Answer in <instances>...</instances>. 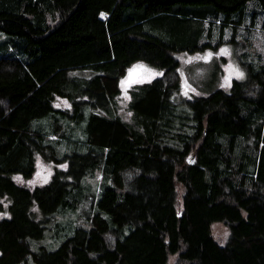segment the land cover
Returning a JSON list of instances; mask_svg holds the SVG:
<instances>
[{"label":"trees","instance_id":"obj_1","mask_svg":"<svg viewBox=\"0 0 264 264\" xmlns=\"http://www.w3.org/2000/svg\"><path fill=\"white\" fill-rule=\"evenodd\" d=\"M249 10L264 0H0V264H264V61L185 101L174 76L173 51L207 47L204 22L222 37ZM133 61L159 75L129 93L125 121L114 101ZM36 154L51 175L19 184ZM82 207L56 247L31 249L49 217Z\"/></svg>","mask_w":264,"mask_h":264},{"label":"rangeland","instance_id":"obj_2","mask_svg":"<svg viewBox=\"0 0 264 264\" xmlns=\"http://www.w3.org/2000/svg\"><path fill=\"white\" fill-rule=\"evenodd\" d=\"M249 3V2H248ZM249 15L243 17V20L236 23L235 27L225 26L222 31V37L219 36L218 22L209 24L204 22L203 32L198 39V43L208 42L207 47L195 51H173V55L178 60L177 71L174 76L177 75V79L181 86L180 91H178V99L180 101H185L192 99L195 96L207 95L211 91L217 88H221L224 91H229L231 86V80L233 78L240 81H247L249 75L256 72L260 67L261 61H264V15L257 12L251 21ZM237 22L238 17L232 16ZM209 20V19H206ZM216 21L215 19H213ZM241 23V24H240ZM218 24V25H217ZM210 28L211 33H208L207 28ZM208 28V30H209ZM6 37L5 33H0V38ZM0 42H2L0 40ZM221 49H227L228 55H220ZM212 53V57L207 61L201 59H192L190 62L189 58L204 56L207 53ZM136 65H143V68H136L131 76L129 75V70L133 69ZM231 65L232 68L239 70L243 73L242 78H237L235 75L231 76L230 84L225 85V77L229 75L228 66ZM145 69L152 70L151 73L145 71ZM154 66H150L142 61H133L130 63L126 70H124L121 78L120 85L122 87V92L118 93L115 97L114 108H118V112L122 120L129 121L131 117L129 116L130 110L128 108L130 102V94L134 93L141 81L151 78L152 73H159ZM122 81L124 84L122 85ZM138 84V85H137ZM175 98V94L173 95ZM34 170L32 174L28 177H21L15 174L13 178L27 187H32L34 185H39L47 181L49 175H51L53 170V164L45 160L39 154H36L34 159ZM63 166V164H61ZM19 177V179H17ZM182 195V187L176 184V205L179 208L180 200ZM7 201L0 198V217L7 216L5 210ZM85 203H81L84 206ZM32 210L34 212V218H41L42 214L35 203L32 204ZM85 207L77 208L73 212L68 211L56 215V217H49L47 222L44 223L45 228L42 236L39 238H31L30 246L32 250H35L38 245H46L47 248L56 247L66 234L69 233V226L73 224V220L81 219L83 216L82 211ZM78 217V218H77ZM210 231L213 238L222 243L226 239V234L228 233V228L224 222L213 221L210 222ZM23 263V262H22ZM24 264H33L30 257ZM166 264H186L185 261L180 258L178 252L170 253L167 256Z\"/></svg>","mask_w":264,"mask_h":264},{"label":"snow or ice","instance_id":"obj_3","mask_svg":"<svg viewBox=\"0 0 264 264\" xmlns=\"http://www.w3.org/2000/svg\"><path fill=\"white\" fill-rule=\"evenodd\" d=\"M220 55H228V50L227 49H221V52L219 53ZM212 57V53H207L206 55L204 56H197V57H193V58H189V61L187 62H190L192 59H201V60H205L207 61L208 59H210ZM144 66L143 65H136L134 66L133 69H130L129 70V75L131 76L132 72L136 69V68H143ZM228 69H229V75L225 77V85H228L230 84V79H231V76L232 75H235L237 78H242L243 77V73L240 72L239 70L237 69H234L232 68L231 65L228 66ZM145 71L147 72H150L152 70L150 69H145ZM152 75H159V73H152ZM124 84V82L122 81V85ZM17 179H19V177H17Z\"/></svg>","mask_w":264,"mask_h":264}]
</instances>
